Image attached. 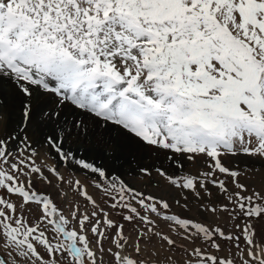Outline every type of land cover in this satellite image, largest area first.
<instances>
[{"label": "snow or ice", "instance_id": "1", "mask_svg": "<svg viewBox=\"0 0 264 264\" xmlns=\"http://www.w3.org/2000/svg\"><path fill=\"white\" fill-rule=\"evenodd\" d=\"M0 264H264V0H0Z\"/></svg>", "mask_w": 264, "mask_h": 264}, {"label": "rangeland", "instance_id": "2", "mask_svg": "<svg viewBox=\"0 0 264 264\" xmlns=\"http://www.w3.org/2000/svg\"><path fill=\"white\" fill-rule=\"evenodd\" d=\"M118 170L122 171V169H118Z\"/></svg>", "mask_w": 264, "mask_h": 264}]
</instances>
